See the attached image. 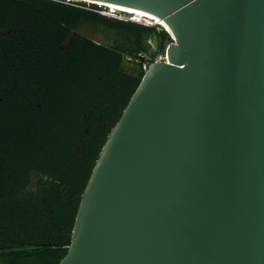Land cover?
<instances>
[{"label": "water", "instance_id": "95a60500", "mask_svg": "<svg viewBox=\"0 0 264 264\" xmlns=\"http://www.w3.org/2000/svg\"><path fill=\"white\" fill-rule=\"evenodd\" d=\"M75 1L151 14L172 40L109 131L58 264H264V0Z\"/></svg>", "mask_w": 264, "mask_h": 264}, {"label": "trees", "instance_id": "16d2710c", "mask_svg": "<svg viewBox=\"0 0 264 264\" xmlns=\"http://www.w3.org/2000/svg\"><path fill=\"white\" fill-rule=\"evenodd\" d=\"M102 8L0 0V264H58L65 255L92 167L145 70L122 75L118 61L144 54L152 39L147 66L172 40L165 28ZM78 28L104 42L75 33L62 48Z\"/></svg>", "mask_w": 264, "mask_h": 264}, {"label": "flooded vegetation", "instance_id": "af4514ba", "mask_svg": "<svg viewBox=\"0 0 264 264\" xmlns=\"http://www.w3.org/2000/svg\"><path fill=\"white\" fill-rule=\"evenodd\" d=\"M72 31V30H71ZM70 31V32H71ZM95 32V31H94ZM77 33L79 34L80 36L86 38V39H90L94 42H97V43H100V42H104V39L103 37L101 36V39L102 40H93L91 38H88L86 37L84 34H81L79 32H77L75 30V32L72 34V36L70 37V39L66 42V38L62 41L61 43V47L62 48H65L66 50H68L69 48V44H70V41H71V38L73 37V35ZM68 36V35H67ZM145 46V49H146V52H144V54L142 53H136L135 56H129V55H123L119 61H118V64H117V70L120 74L122 75H128V76H132V77H135V78H138L139 77V74L140 72L143 70V68L146 66L145 65V62H144V59L145 57H147V54L150 53L156 46V43L155 41H153L152 39H148L146 40V43L144 44Z\"/></svg>", "mask_w": 264, "mask_h": 264}, {"label": "rangeland", "instance_id": "374dc122", "mask_svg": "<svg viewBox=\"0 0 264 264\" xmlns=\"http://www.w3.org/2000/svg\"><path fill=\"white\" fill-rule=\"evenodd\" d=\"M85 2H86V6H88L89 3H91V2H88V1H85ZM102 10L111 11L112 9L108 6V8H105V9L102 8ZM115 14L118 15V16L121 15V16H124V17H126V16L129 17V16L133 15V19L141 20L142 22H145V25H156V30L157 31H160L161 28H164L163 26H160V24H151L150 19L145 17V16H143V15L139 16V15H137L135 13H124V12H120V11H117ZM106 15L112 16V15H109V14H106ZM112 17L118 18L117 16H112ZM120 19H123V18H120ZM167 45H168V43H165L164 48L162 50H160V52L156 55V58H159L160 56H165V49H166Z\"/></svg>", "mask_w": 264, "mask_h": 264}, {"label": "bare ground", "instance_id": "6f19581e", "mask_svg": "<svg viewBox=\"0 0 264 264\" xmlns=\"http://www.w3.org/2000/svg\"><path fill=\"white\" fill-rule=\"evenodd\" d=\"M106 5L109 6L112 9L109 12H114L116 10H122V11H126L128 13H135V14H137L139 16L140 15H143V16L149 18L150 19V22H152L154 24H163V22L161 21V19L155 18L151 14L145 13L143 11H139V10H136V9H132L131 7H126V6H121V5H113V4L112 5L106 4Z\"/></svg>", "mask_w": 264, "mask_h": 264}, {"label": "built area", "instance_id": "2783aa9c", "mask_svg": "<svg viewBox=\"0 0 264 264\" xmlns=\"http://www.w3.org/2000/svg\"><path fill=\"white\" fill-rule=\"evenodd\" d=\"M98 6H106V5H102V4H100V3H96ZM107 8H108V6H106ZM99 12H101L102 14H109V15H112V16H117L118 18H123V19H126V20H132V21H136V22H140V23H143V24H145V22H142L141 20H136V19H133V15H131V16H129V17H124V16H121V15H116L115 13L117 12V11H122V10H116V11H114V12H109V11H104V10H102V9H99L98 10ZM124 12H126V11H124ZM126 13H128V12H126ZM151 24H154V23H152L151 22ZM159 59H164V56H160L159 57Z\"/></svg>", "mask_w": 264, "mask_h": 264}]
</instances>
